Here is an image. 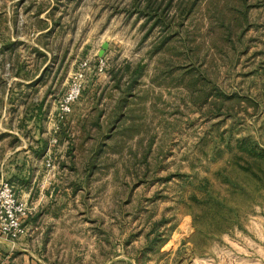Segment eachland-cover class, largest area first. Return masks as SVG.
I'll return each instance as SVG.
<instances>
[{"label": "rangeland", "instance_id": "374dc122", "mask_svg": "<svg viewBox=\"0 0 264 264\" xmlns=\"http://www.w3.org/2000/svg\"><path fill=\"white\" fill-rule=\"evenodd\" d=\"M11 79L31 88L7 114L48 100L56 148L46 198L0 264H264V164L237 150H264V0H0Z\"/></svg>", "mask_w": 264, "mask_h": 264}, {"label": "crops", "instance_id": "0c3cea01", "mask_svg": "<svg viewBox=\"0 0 264 264\" xmlns=\"http://www.w3.org/2000/svg\"><path fill=\"white\" fill-rule=\"evenodd\" d=\"M41 13L39 12L36 17L39 18ZM9 23L11 21H8ZM56 27V24L43 26L35 33L38 35L37 37L47 39L55 32ZM45 47L48 49L47 46ZM34 53L44 56L48 62L52 58L47 51L38 47L34 49ZM48 62L44 68L48 66ZM39 77H41L40 74L34 79ZM17 88H22V91L29 90L31 84L30 82L16 84L15 79H11L6 85H0V93H3L0 94V185L3 182H8L13 185L19 198L30 205L35 201L41 204L46 198L43 191L50 184L46 175L47 165L45 162L48 156L53 151L55 152L56 146L53 147L51 143L55 138L56 131L53 132V123L47 121L45 109L48 100L40 101L38 112L35 115H29L28 111H25L24 114L14 118L7 114V109L15 106L16 103H21L20 107L22 108H27L29 105L28 99L16 102ZM27 97L25 96V98ZM36 188L41 191L39 196L36 195L38 192H34ZM0 243L8 248L16 247L15 243L2 238H0Z\"/></svg>", "mask_w": 264, "mask_h": 264}, {"label": "built area", "instance_id": "2783aa9c", "mask_svg": "<svg viewBox=\"0 0 264 264\" xmlns=\"http://www.w3.org/2000/svg\"><path fill=\"white\" fill-rule=\"evenodd\" d=\"M91 61L80 64L79 70L73 75L71 85L64 98L59 103V120L73 113L76 103L82 96L85 73L91 70ZM106 69L105 59H98L96 71L103 73ZM57 141H54L56 144ZM50 167V162L46 161ZM33 209L27 202L18 197L15 188L8 182L0 185V238L15 243L28 235L26 221L32 215Z\"/></svg>", "mask_w": 264, "mask_h": 264}, {"label": "trees", "instance_id": "16d2710c", "mask_svg": "<svg viewBox=\"0 0 264 264\" xmlns=\"http://www.w3.org/2000/svg\"><path fill=\"white\" fill-rule=\"evenodd\" d=\"M237 150L242 154H246L248 158L255 162V165L261 166L264 164V150L253 145L249 140L243 139L239 141Z\"/></svg>", "mask_w": 264, "mask_h": 264}, {"label": "water", "instance_id": "95a60500", "mask_svg": "<svg viewBox=\"0 0 264 264\" xmlns=\"http://www.w3.org/2000/svg\"><path fill=\"white\" fill-rule=\"evenodd\" d=\"M103 54H104V51H102V52L100 53V57H102V56H103Z\"/></svg>", "mask_w": 264, "mask_h": 264}]
</instances>
